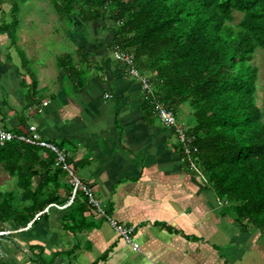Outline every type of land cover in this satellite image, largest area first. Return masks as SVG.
Masks as SVG:
<instances>
[{
    "label": "crops",
    "instance_id": "0c3cea01",
    "mask_svg": "<svg viewBox=\"0 0 264 264\" xmlns=\"http://www.w3.org/2000/svg\"><path fill=\"white\" fill-rule=\"evenodd\" d=\"M26 1L12 11L0 3V123L15 132L35 124L66 148L107 214L136 226L139 248L89 203L83 208L81 194L69 206L51 207L30 228L13 224L0 264H264V230L238 222L208 173L190 165L140 79L114 56L109 15L91 22L76 15L68 26L54 9L50 29L49 14L43 15L50 5L23 9L44 0ZM175 111L191 133L194 106L186 101ZM45 176L37 175L34 188ZM0 178L16 183L5 172ZM60 182L64 204L72 185L65 174ZM11 189L17 184L1 190Z\"/></svg>",
    "mask_w": 264,
    "mask_h": 264
},
{
    "label": "trees",
    "instance_id": "16d2710c",
    "mask_svg": "<svg viewBox=\"0 0 264 264\" xmlns=\"http://www.w3.org/2000/svg\"><path fill=\"white\" fill-rule=\"evenodd\" d=\"M49 1L68 26L76 15L88 22L109 15L116 29L112 47L133 53V65L151 75L157 96L174 110L191 102L197 163L234 218L264 230V105L257 100L253 60L264 49V0ZM236 11L242 18L233 24ZM41 171L46 176L34 188ZM4 172L16 176L18 190H0V229L9 222L24 226L51 203L62 204L58 187L68 175L53 152L20 142L0 145Z\"/></svg>",
    "mask_w": 264,
    "mask_h": 264
},
{
    "label": "built area",
    "instance_id": "2783aa9c",
    "mask_svg": "<svg viewBox=\"0 0 264 264\" xmlns=\"http://www.w3.org/2000/svg\"><path fill=\"white\" fill-rule=\"evenodd\" d=\"M113 54L116 58L123 60L129 64L130 74L140 79L142 90L145 92L146 97L150 99L153 107V112L155 113V115H157L162 124L171 127L175 131L181 144L183 153L190 157V165L192 167H196L198 163L195 154L199 151V147L196 144V136L188 132L183 123L178 119L176 111L172 107L164 103L157 96V94H155L154 81L151 80L147 75L140 74L138 69L133 65V53L126 51L121 45L117 44L113 47ZM47 103L48 101L44 102V104ZM9 142H20L35 145L53 152L56 157L57 164L60 165L62 169L67 173L72 185L71 194L64 204H59L56 202L51 203L43 211L38 212L35 218L28 224L27 227H22L21 229L30 228L33 221L39 218L44 212H48L51 207L64 208L71 205L75 201V199L83 193L86 196V199L90 206L95 210L96 214L105 216L114 230H116V232L121 237H123L126 241L132 243L135 249L139 248V243L134 240L136 226L134 224H123L113 216L107 214L101 200L96 197L91 186L76 174L74 164L70 161L69 153L67 152L66 148L61 147L54 141L45 139L40 133L37 125L35 124H31L27 131L15 132L13 130L5 128L0 123V145L4 146ZM221 203L225 202L221 201ZM10 233H12L11 229H0V256H4L2 242L6 240V236H8Z\"/></svg>",
    "mask_w": 264,
    "mask_h": 264
},
{
    "label": "rangeland",
    "instance_id": "374dc122",
    "mask_svg": "<svg viewBox=\"0 0 264 264\" xmlns=\"http://www.w3.org/2000/svg\"><path fill=\"white\" fill-rule=\"evenodd\" d=\"M27 1L30 2L29 0H27ZM41 3L50 5V8H48V9L49 10L52 9L50 11V13H48V12L43 13L44 16L46 14H49L47 23L49 24L50 29H51V26H53V24H54V22L52 21L51 15H54L55 16V13H53L54 8H53L52 3L49 0H44L42 2L31 1L30 2L31 7H30V5L26 4L27 6L24 7L23 9L37 7L36 5H40ZM4 5H5V9L7 11H12L13 2L11 0L10 1H7L6 4H4ZM20 8H22V7L20 6L19 9ZM45 8H47V6H45ZM241 18H242V13L239 12V11H236L235 12V20H234L233 24L238 23L241 20ZM43 30H46L47 31V28H44ZM253 60H254V63L257 64L258 67H259V74H258L259 75V77H258V96H257V100H258L259 104L263 106L264 105V49L258 48L257 51H256V53H255V56H254V59ZM179 118L178 119L180 120V122H182L187 127L188 126V122H187L186 118L184 116H181V115L179 116ZM5 179H7V178H5ZM5 179L0 178V190L1 189H4V188H9L10 189V188H13V187L16 186V183L13 181L12 178H9L8 180H5ZM56 209H59V208L54 207V210H56ZM35 216H36V214H34V216L24 226H22V227H27L28 224L31 222V220ZM6 226L8 227V229H10L11 226H13V223L12 222H9V223L6 224ZM6 258H7V256L5 255V253H4V256H0V259H2V260H5Z\"/></svg>",
    "mask_w": 264,
    "mask_h": 264
}]
</instances>
